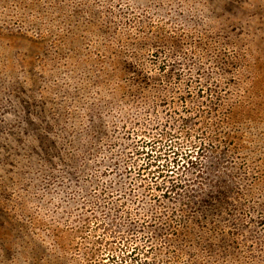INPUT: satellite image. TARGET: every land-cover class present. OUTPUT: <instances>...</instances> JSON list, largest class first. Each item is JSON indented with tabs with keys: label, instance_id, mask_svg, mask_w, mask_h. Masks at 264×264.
<instances>
[{
	"label": "rangeland",
	"instance_id": "1",
	"mask_svg": "<svg viewBox=\"0 0 264 264\" xmlns=\"http://www.w3.org/2000/svg\"><path fill=\"white\" fill-rule=\"evenodd\" d=\"M0 264H264V0H0Z\"/></svg>",
	"mask_w": 264,
	"mask_h": 264
}]
</instances>
